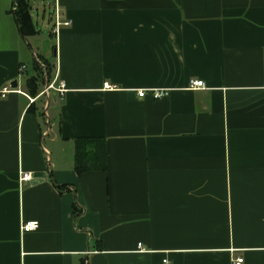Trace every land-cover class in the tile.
<instances>
[{
	"label": "crops",
	"instance_id": "obj_1",
	"mask_svg": "<svg viewBox=\"0 0 264 264\" xmlns=\"http://www.w3.org/2000/svg\"><path fill=\"white\" fill-rule=\"evenodd\" d=\"M16 1L0 0V264H264V0H53L51 63ZM53 79L64 91L41 93ZM78 137L105 139V170L75 171Z\"/></svg>",
	"mask_w": 264,
	"mask_h": 264
},
{
	"label": "trees",
	"instance_id": "obj_2",
	"mask_svg": "<svg viewBox=\"0 0 264 264\" xmlns=\"http://www.w3.org/2000/svg\"><path fill=\"white\" fill-rule=\"evenodd\" d=\"M16 16L19 20V28L23 35L33 31L27 3L24 0H18ZM34 69L37 72L35 77H39L41 75V67L36 61L34 62ZM28 83L29 90L33 92L35 78L29 79ZM104 143L105 139L96 137H78L74 140L75 171L78 174L88 170L106 169Z\"/></svg>",
	"mask_w": 264,
	"mask_h": 264
},
{
	"label": "rangeland",
	"instance_id": "obj_3",
	"mask_svg": "<svg viewBox=\"0 0 264 264\" xmlns=\"http://www.w3.org/2000/svg\"><path fill=\"white\" fill-rule=\"evenodd\" d=\"M18 7V1H16ZM32 20L37 29V33L33 36H28L30 48L33 53L39 54L41 58L48 62H52V47L54 37L51 31L54 26L53 0H32ZM45 58V59H44ZM31 70V67L30 69ZM37 88L41 89L44 86L43 77H37Z\"/></svg>",
	"mask_w": 264,
	"mask_h": 264
},
{
	"label": "built area",
	"instance_id": "obj_4",
	"mask_svg": "<svg viewBox=\"0 0 264 264\" xmlns=\"http://www.w3.org/2000/svg\"><path fill=\"white\" fill-rule=\"evenodd\" d=\"M16 3H14V9L16 8ZM55 22H54V30L55 32L58 31L59 27L60 26H63V25H67L68 22L67 21H61L59 19V13L57 11V9H55ZM24 65H21L19 67L20 70H23L24 69ZM55 82H56V79H53L51 82H49L45 89L43 91H41V93L45 92L47 89H53L59 93H62L64 91V85L62 83V81H59L57 85H55ZM103 87L104 88H110V85H108L107 83H103ZM189 87L191 88H203L204 87V83L202 80L200 79H190L189 80ZM4 92H7L6 90L3 91L2 95L4 94ZM146 89H139L137 91V95L139 97H143L145 94H146ZM151 96L153 98H159L161 97L162 95L165 94V90H162V89H150L149 90ZM35 98H31L29 97V101L32 102ZM32 179V176L30 173H27V172H21L20 173V176H19V180L20 181H30ZM38 227V222L33 220V221H28V222H24V223H21V226H20V230L22 232H25V231H31V230H35L36 228ZM138 246H140V243H138ZM242 257H236L232 260V264H241L242 262Z\"/></svg>",
	"mask_w": 264,
	"mask_h": 264
},
{
	"label": "water",
	"instance_id": "obj_5",
	"mask_svg": "<svg viewBox=\"0 0 264 264\" xmlns=\"http://www.w3.org/2000/svg\"><path fill=\"white\" fill-rule=\"evenodd\" d=\"M17 85V81L16 80H12L11 81V83H10V86L12 87V88H15V86ZM41 179H35V180H33L32 182H33V184H35V183H37L38 181H40Z\"/></svg>",
	"mask_w": 264,
	"mask_h": 264
}]
</instances>
